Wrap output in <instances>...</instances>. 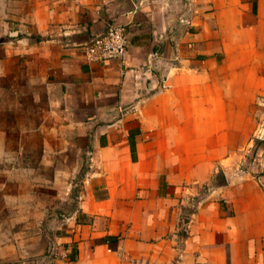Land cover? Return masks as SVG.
<instances>
[{
	"label": "crops",
	"instance_id": "0c3cea01",
	"mask_svg": "<svg viewBox=\"0 0 264 264\" xmlns=\"http://www.w3.org/2000/svg\"><path fill=\"white\" fill-rule=\"evenodd\" d=\"M263 95L264 0H0V264H264Z\"/></svg>",
	"mask_w": 264,
	"mask_h": 264
},
{
	"label": "built area",
	"instance_id": "2783aa9c",
	"mask_svg": "<svg viewBox=\"0 0 264 264\" xmlns=\"http://www.w3.org/2000/svg\"><path fill=\"white\" fill-rule=\"evenodd\" d=\"M180 21L188 22V19L181 17ZM129 43L130 37L126 28L116 21H111L103 32L96 34L87 42L85 45V56L90 62L110 61L117 58L122 59L128 50ZM156 54L157 52L153 55ZM147 67L148 70L144 73L151 75L153 73V67L151 65ZM167 86L168 84L165 78L158 83L159 89ZM262 139H264V122H261L256 128L251 142Z\"/></svg>",
	"mask_w": 264,
	"mask_h": 264
},
{
	"label": "rangeland",
	"instance_id": "374dc122",
	"mask_svg": "<svg viewBox=\"0 0 264 264\" xmlns=\"http://www.w3.org/2000/svg\"><path fill=\"white\" fill-rule=\"evenodd\" d=\"M258 104L260 108H258L257 116L261 123L264 122V100L259 102L258 98ZM253 134L248 143L231 152L226 160L220 164V167L239 174L256 175V173L260 172L264 168V139L251 142Z\"/></svg>",
	"mask_w": 264,
	"mask_h": 264
}]
</instances>
